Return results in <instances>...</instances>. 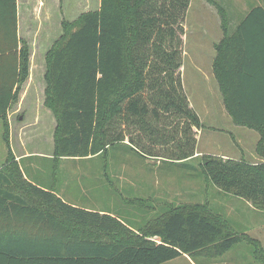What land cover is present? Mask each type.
Masks as SVG:
<instances>
[{
    "label": "trees",
    "instance_id": "1",
    "mask_svg": "<svg viewBox=\"0 0 264 264\" xmlns=\"http://www.w3.org/2000/svg\"><path fill=\"white\" fill-rule=\"evenodd\" d=\"M190 1L101 0L98 10L65 29L48 53L45 73V104L57 122L55 158L107 156L125 141L142 157L172 165L197 158L204 125L181 78ZM208 1L217 7L223 31L212 68L224 107L236 126L259 134L260 160L203 154L191 169L199 168L222 193L264 211V4L235 24L224 7ZM30 57L19 34L18 0H0L5 134L9 112L29 77ZM133 127L146 139L135 140ZM12 158L9 151L8 162ZM202 209L169 208L156 228L135 234L119 216L79 208L53 188L29 182L17 166L11 173L2 169L0 264H164L183 255L216 260L243 241L254 246L255 259L264 254L256 241Z\"/></svg>",
    "mask_w": 264,
    "mask_h": 264
},
{
    "label": "rangeland",
    "instance_id": "2",
    "mask_svg": "<svg viewBox=\"0 0 264 264\" xmlns=\"http://www.w3.org/2000/svg\"><path fill=\"white\" fill-rule=\"evenodd\" d=\"M215 1L236 23L250 8L264 4V0ZM100 4L101 0H18L19 34L31 50L30 71L18 102L9 112L7 134L0 120V170L11 173L17 166L29 182L56 187L64 200L79 208L119 216L135 234L156 228L158 219L169 208L201 205L203 211L228 221L233 232L249 236L264 251V211L222 193L199 168L193 171L191 166L198 167L200 153L187 164L172 165L142 157L125 147V141L113 146L107 156L55 158L56 116L45 104L48 53L61 43L66 28L81 15L98 10ZM183 24V89L204 125L198 130L202 137L196 150L215 152L223 159L236 157L258 162L256 147L252 148L253 136L243 128L236 131L241 141L237 137L233 140L231 123L219 120L229 117L210 64V51L201 48L216 45L223 38L217 7L208 0H191ZM212 127L218 130L213 131ZM132 129L135 140L146 139L139 129ZM250 150L255 153H245ZM9 151L13 155L10 162ZM22 195L30 200L26 192ZM254 250V246L243 241L216 260L183 255L164 264H264L263 252L260 250L257 260Z\"/></svg>",
    "mask_w": 264,
    "mask_h": 264
},
{
    "label": "crops",
    "instance_id": "3",
    "mask_svg": "<svg viewBox=\"0 0 264 264\" xmlns=\"http://www.w3.org/2000/svg\"><path fill=\"white\" fill-rule=\"evenodd\" d=\"M215 43H211V45L210 46H201V48L202 49H204V50H209L210 51V54H209V57L211 58V66H212V64H213V60H214V58H215ZM205 48H207V49H205ZM184 53V52H183ZM184 55V54H183ZM183 72V66H182V69H181V73ZM192 105V104H191ZM192 107L195 109V107L192 105ZM225 109V108H224ZM226 111V110H225ZM196 113L198 114V112L196 111ZM226 113H227V111H226ZM227 115H228V113H227ZM198 116H199V114H198ZM228 117L229 118H227L226 116L225 117H222V118H219V120H223V119H227V121L228 122H230L231 123V135L233 136L232 137V139L233 140H235L236 139V137H237V134H236V131H238V130H243V127H239V126H236L234 123H232V119H231V117L228 115ZM199 118H200V116H199ZM200 120H201V118H200ZM218 120V119H217ZM217 120H216V122H217ZM201 122L203 123V121L201 120ZM213 131H217L218 129L216 128V127H212L211 128ZM245 130H246V132H248L249 133V135L252 137L253 136V145H254V147H252L254 150H255V147H256V144H257V142L259 141V135L258 136H256V132H252V130H249V129H246V128H244ZM245 132V133H246ZM201 137H202V132L201 131H198V135H197V142H199L200 140H201ZM239 140L238 141H241V137H237ZM253 152L254 151H252V150H250V151H246L245 153H252V155H253ZM196 153L197 154H204V155H215L214 153L215 152H210V151H208V152H198L197 150H196ZM255 153V152H254ZM217 154V156H219V154L218 153H216ZM256 154V153H255ZM219 157H221V156H219ZM228 159V158H227ZM232 159H241V158H236V157H234V158H232ZM50 188H53L55 191H56V187H54V186H52V187H50ZM57 192V191H56ZM61 196V195H60ZM62 197V196H61ZM66 201V200H65ZM67 202V201H66ZM71 204V203H70ZM73 205V204H72ZM75 206V205H74ZM87 210H90V211H96V210H92V209H88L87 208ZM96 212H101V213H103V211H96Z\"/></svg>",
    "mask_w": 264,
    "mask_h": 264
}]
</instances>
